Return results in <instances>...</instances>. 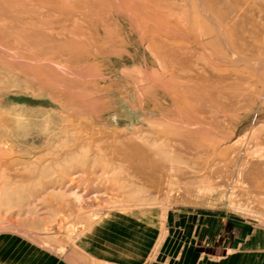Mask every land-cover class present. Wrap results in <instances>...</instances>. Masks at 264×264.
Here are the masks:
<instances>
[{
    "label": "rangeland",
    "instance_id": "1",
    "mask_svg": "<svg viewBox=\"0 0 264 264\" xmlns=\"http://www.w3.org/2000/svg\"><path fill=\"white\" fill-rule=\"evenodd\" d=\"M263 68L264 0H0V264H264Z\"/></svg>",
    "mask_w": 264,
    "mask_h": 264
},
{
    "label": "bare ground",
    "instance_id": "2",
    "mask_svg": "<svg viewBox=\"0 0 264 264\" xmlns=\"http://www.w3.org/2000/svg\"><path fill=\"white\" fill-rule=\"evenodd\" d=\"M262 67H263V65H262ZM262 67H261V69H262ZM257 68H258V67H257ZM259 68H260V67H259ZM259 68H258V69H259ZM263 69H264V68H263Z\"/></svg>",
    "mask_w": 264,
    "mask_h": 264
}]
</instances>
